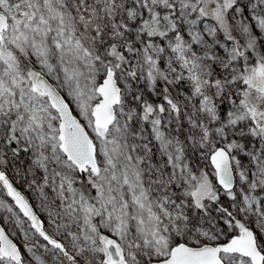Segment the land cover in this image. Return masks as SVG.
<instances>
[{"label":"snow or ice","instance_id":"snow-or-ice-1","mask_svg":"<svg viewBox=\"0 0 264 264\" xmlns=\"http://www.w3.org/2000/svg\"><path fill=\"white\" fill-rule=\"evenodd\" d=\"M0 264H264V0H0Z\"/></svg>","mask_w":264,"mask_h":264}]
</instances>
